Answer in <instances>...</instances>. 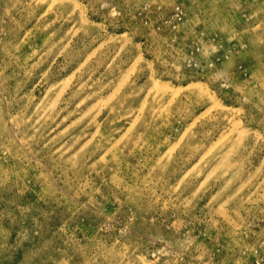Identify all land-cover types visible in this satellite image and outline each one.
<instances>
[{
    "label": "rangeland",
    "instance_id": "374dc122",
    "mask_svg": "<svg viewBox=\"0 0 264 264\" xmlns=\"http://www.w3.org/2000/svg\"><path fill=\"white\" fill-rule=\"evenodd\" d=\"M0 264H264V0H0Z\"/></svg>",
    "mask_w": 264,
    "mask_h": 264
}]
</instances>
